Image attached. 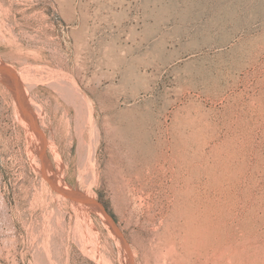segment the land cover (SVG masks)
I'll return each instance as SVG.
<instances>
[{
  "label": "rangeland",
  "instance_id": "1",
  "mask_svg": "<svg viewBox=\"0 0 264 264\" xmlns=\"http://www.w3.org/2000/svg\"><path fill=\"white\" fill-rule=\"evenodd\" d=\"M0 264H264V0H0Z\"/></svg>",
  "mask_w": 264,
  "mask_h": 264
}]
</instances>
